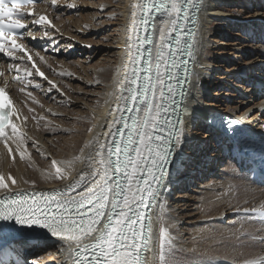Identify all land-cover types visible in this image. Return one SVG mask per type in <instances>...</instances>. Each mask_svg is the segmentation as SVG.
I'll use <instances>...</instances> for the list:
<instances>
[{
    "label": "bare ground",
    "instance_id": "1",
    "mask_svg": "<svg viewBox=\"0 0 264 264\" xmlns=\"http://www.w3.org/2000/svg\"><path fill=\"white\" fill-rule=\"evenodd\" d=\"M138 2H57L59 9L66 7V12L71 10L78 15L66 18L63 13V19L56 18L60 34L58 30H43L42 36H56L55 44H59L52 55L33 49L47 79H41L29 65H24V78L30 77L29 83H14L17 75L12 74L13 70L4 80L15 102V124L23 134L20 151L25 152L21 159L17 151L19 140H9L13 160L0 139V171L5 177L11 175L16 179L13 192L37 194L66 189L80 173L91 171L88 162L81 161L94 154L95 138L99 136L105 144L113 141V136L105 134L109 133L110 124L112 132L117 130L115 120L122 114L117 105L125 106V101L117 99L121 94L118 84L126 73L130 75V57L135 56L138 45L141 11L136 10L133 16L131 7ZM44 7L40 11H45L47 6ZM203 18L180 143L153 217L163 212L165 220L175 224L169 229L174 264H243L244 260L264 258V223L256 216L240 214L264 204V188L257 187L228 160L223 146L226 142L219 145L201 117L212 111L224 112L264 134V0H209ZM166 19L158 15L155 20L153 58H157L161 45L159 29L167 30V23L162 22ZM145 31L146 27L143 36ZM99 35L102 37L97 40ZM36 40L35 37L33 41ZM85 52L87 55L78 59ZM28 71L32 74L28 75ZM33 83L39 85L40 92L26 90L28 85L33 88ZM143 116L142 111L141 123ZM89 141L91 147L85 148ZM52 160L74 161L72 168L67 169V179L49 176V172L55 173ZM208 176L211 177L206 179ZM90 181L91 176L85 183ZM80 191L83 188L75 191L76 196ZM2 195L5 193L0 190ZM146 198L148 203L152 202L153 198ZM38 239L34 242L36 248H44L48 243L50 247L32 264H69L66 241Z\"/></svg>",
    "mask_w": 264,
    "mask_h": 264
},
{
    "label": "snow or ice",
    "instance_id": "2",
    "mask_svg": "<svg viewBox=\"0 0 264 264\" xmlns=\"http://www.w3.org/2000/svg\"><path fill=\"white\" fill-rule=\"evenodd\" d=\"M37 2L39 0H0V54L18 59L16 53L22 52L29 61H32V56L21 43H18V39H23L24 36L19 30L28 28L23 22L25 17L35 16L36 13L34 11L23 13L19 9ZM9 3L11 7L8 6ZM51 3L55 7L57 0H51ZM72 6L74 5H69ZM131 7L134 9L133 16L136 15V10L145 14L141 16V25L148 23L153 11L161 17H166V21L162 22L168 25L167 30L164 28L160 30L161 45L155 69L151 66L149 55L148 66L143 69L145 72L143 78L137 75L138 70L134 68L131 74L126 73L118 84L121 94L117 99L125 101V106L121 108L117 105V111L142 110L144 112L142 123L133 115L130 117L132 121L130 125L123 116L116 119L115 123L122 124L123 127L115 132L111 131L113 125L110 124L109 133L105 135L119 139H113L111 143L105 144L101 143L100 137L97 136L94 154L84 156V160L81 161H87L91 171L80 173L74 182L66 185V191L63 193L56 192L51 195L37 193L26 198L17 192L13 197L16 179L11 175L5 177L0 174V190L5 193L4 198L0 199V221L39 227L45 229L51 236L66 241L67 251L73 254L71 264H174L171 258L172 234L169 229L174 228L175 224H169L163 212L153 217L140 209L147 207L146 196L155 199L159 195V187L163 186L164 178L168 174L167 165L173 162L170 160L172 149L180 143L183 131L181 127L183 120L172 123L166 115L169 101L175 103L173 96L175 88L169 82L175 79V76L169 71V67H177L175 52L168 42L173 38L174 32L187 27L190 18L193 25H199V14L204 8V0H139ZM33 22L52 26L46 15H40ZM188 35L189 40L185 43L184 49L189 57L195 59L197 29H190ZM144 39L150 42L149 37ZM175 43L179 50L180 35H176ZM130 60L133 65L137 63L136 56H131ZM127 66L124 65L125 68ZM15 67L17 71L20 70L19 65ZM32 67L36 68L38 75L44 76L34 62ZM27 74L32 73L28 71ZM2 75L0 72V76ZM52 86L55 87L54 84ZM125 91L128 93L127 96L123 95ZM181 95L184 93L181 92ZM129 102L134 105L133 108L127 106ZM16 115L18 114L13 109L9 95L0 87V138H3L7 153L13 160L15 156L8 144L9 140H13L14 143L19 140L17 151L20 152L21 159L25 158V152L20 151L23 134L10 119ZM9 127L11 135L5 131ZM125 129H128L126 141ZM88 131L91 132V129ZM91 145L92 142L89 141L85 148ZM80 151L83 155L84 149ZM75 159L81 160V157ZM73 163L74 161L52 160L51 167L55 169V173L49 172V176L67 179L70 175L67 169L72 168ZM117 175L123 176L124 183L114 180ZM89 176L92 177V181L85 183ZM110 181H113L114 186ZM153 184L157 187L154 188ZM77 188H83V191L78 192L77 196L71 195ZM245 211L264 217V204L258 209ZM145 220L147 223H144ZM2 230L8 232L11 229L5 225ZM261 243H264V240ZM243 264H264V258L244 260Z\"/></svg>",
    "mask_w": 264,
    "mask_h": 264
},
{
    "label": "rangeland",
    "instance_id": "3",
    "mask_svg": "<svg viewBox=\"0 0 264 264\" xmlns=\"http://www.w3.org/2000/svg\"><path fill=\"white\" fill-rule=\"evenodd\" d=\"M80 1H84V0H80ZM97 1V0H96ZM76 16V15H78L75 11H70V12H65V15H64V17H72V16ZM62 18V17H61ZM63 19V18H62ZM90 36L91 35H88V38H90ZM68 37V36H67ZM92 37V36H91ZM94 37V36H93ZM101 37H102V35H99V37L97 38V40H99V39H101ZM69 38V37H68ZM71 39V38H70ZM72 41H76L75 39H71ZM77 42V41H76ZM81 54H83L82 56H80L78 59H83V57L84 56H86L87 54H86V52L85 53H81ZM88 57V56H87ZM77 57H75V58H73V59H76ZM84 59H86V57L84 58ZM56 83H58L59 84V81H57ZM57 84V85H58ZM223 84H224V82H223ZM28 88V87H27ZM30 91H32V92H34V93H36L37 91H39L40 92V90H39V88L37 87V86H35V88L34 89H31ZM239 99V98H238ZM46 100L47 101H50L51 99L50 98H46ZM231 104H233V102L231 101ZM220 152V151H219ZM220 153H218L217 155H219ZM211 176H208V178H206V179H209ZM178 192H181V191H178ZM264 240V239H263ZM45 250H43V252H44ZM36 255H38V254H36ZM40 257V255L38 256V258Z\"/></svg>",
    "mask_w": 264,
    "mask_h": 264
}]
</instances>
